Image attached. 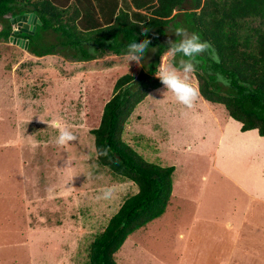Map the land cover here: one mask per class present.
Segmentation results:
<instances>
[{"label":"rangeland","instance_id":"1","mask_svg":"<svg viewBox=\"0 0 264 264\" xmlns=\"http://www.w3.org/2000/svg\"><path fill=\"white\" fill-rule=\"evenodd\" d=\"M53 42V34H44L35 47L48 49ZM124 56L35 57L0 39V264H87L89 243L136 191L131 181L97 163L90 132L115 79L124 73L140 77L152 53L129 67ZM169 60L166 51L150 78H158ZM191 83L197 88L193 74ZM54 118L70 127L76 142L53 143L56 130L41 120ZM227 119L221 105L201 96L192 108L179 104L162 84L134 107L121 140L145 161L171 165L172 191L165 212L125 238L113 255L116 264H222L214 256L233 244L225 216L236 212L241 200L232 185L214 180L208 156ZM237 159L225 158L233 174L246 170ZM105 190L111 191L108 199L102 198ZM209 211L213 227L192 220ZM251 236L247 246L261 248L255 242L261 233Z\"/></svg>","mask_w":264,"mask_h":264},{"label":"trees","instance_id":"2","mask_svg":"<svg viewBox=\"0 0 264 264\" xmlns=\"http://www.w3.org/2000/svg\"><path fill=\"white\" fill-rule=\"evenodd\" d=\"M26 11L40 23L32 34L16 36L27 38L25 49L35 57L61 54L69 61H90L125 55L129 43L150 40L146 72L115 79L90 130L97 163L131 181L136 191L89 243L87 264H116L113 255L125 238L164 213L169 201L173 167L145 161L120 137L134 107L162 84L150 76L167 41L176 39L168 25L195 31L212 46L193 73L202 99L221 105L241 131L256 129L264 136V0H0L1 40L10 34L9 17ZM48 33L54 42L48 49L36 48ZM104 147L111 149L108 156L98 155Z\"/></svg>","mask_w":264,"mask_h":264},{"label":"crops","instance_id":"3","mask_svg":"<svg viewBox=\"0 0 264 264\" xmlns=\"http://www.w3.org/2000/svg\"><path fill=\"white\" fill-rule=\"evenodd\" d=\"M227 117L228 119L219 129L218 138L208 156V168L213 173L214 180L232 185L235 193L239 195L241 206L233 214L228 213L225 216L224 223L232 230L233 244H228L226 250L214 258L222 259V264H264V186H262L264 184V136L258 135L256 129L241 131L240 123L228 115ZM186 146L189 147L188 144ZM226 157H236L238 161H243L246 170L239 174L228 171L225 164ZM250 212L252 215L249 214ZM248 217H253L254 221H249ZM228 218H231L234 223L228 221ZM192 220L195 223L206 222L208 228L213 227L216 222L212 211L207 212V216L196 215ZM252 227L257 228L262 238L259 241L255 239V242L262 245L261 248L257 246L255 250L247 246L253 232L257 233V230L253 231ZM208 235L211 236L209 230ZM178 236L182 234L179 233ZM237 242L239 246H235Z\"/></svg>","mask_w":264,"mask_h":264},{"label":"clouds","instance_id":"4","mask_svg":"<svg viewBox=\"0 0 264 264\" xmlns=\"http://www.w3.org/2000/svg\"><path fill=\"white\" fill-rule=\"evenodd\" d=\"M167 31L176 37L174 40L169 39L167 41V52L174 62L162 65L157 77L166 92H170L176 102L187 108H192L199 97V90L192 85L191 77L199 63L198 58L207 54L212 46L209 42L202 40L199 33L189 32L187 28L182 26L170 24ZM147 32L148 30L145 29L142 34L146 35ZM149 45V39L133 41L127 45L124 59L127 61L128 67L130 62L141 65L146 52L149 51ZM154 50L152 49V51ZM41 121L56 130L57 135L53 143L57 146L67 147L77 141V135L61 119L54 118L51 121ZM110 151V147H104L99 149L97 154L108 156ZM110 195L111 191L105 190L102 193V198L108 199Z\"/></svg>","mask_w":264,"mask_h":264},{"label":"water","instance_id":"5","mask_svg":"<svg viewBox=\"0 0 264 264\" xmlns=\"http://www.w3.org/2000/svg\"><path fill=\"white\" fill-rule=\"evenodd\" d=\"M8 20L11 25H14L8 36V41L25 49L28 42L27 38H20L16 35L20 33L32 34L35 26L40 23L38 18L33 12L26 11L14 14Z\"/></svg>","mask_w":264,"mask_h":264}]
</instances>
